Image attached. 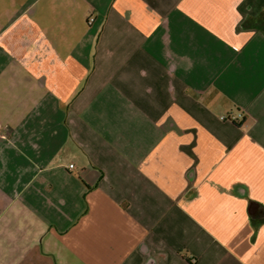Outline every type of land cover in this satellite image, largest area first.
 <instances>
[{"label":"crops","instance_id":"obj_1","mask_svg":"<svg viewBox=\"0 0 264 264\" xmlns=\"http://www.w3.org/2000/svg\"><path fill=\"white\" fill-rule=\"evenodd\" d=\"M0 3V264H264V0Z\"/></svg>","mask_w":264,"mask_h":264},{"label":"rangeland","instance_id":"obj_2","mask_svg":"<svg viewBox=\"0 0 264 264\" xmlns=\"http://www.w3.org/2000/svg\"><path fill=\"white\" fill-rule=\"evenodd\" d=\"M0 2H2V0H0ZM2 10V3H0V11Z\"/></svg>","mask_w":264,"mask_h":264},{"label":"built area","instance_id":"obj_3","mask_svg":"<svg viewBox=\"0 0 264 264\" xmlns=\"http://www.w3.org/2000/svg\"><path fill=\"white\" fill-rule=\"evenodd\" d=\"M225 117H222V119H224ZM72 167V166H71Z\"/></svg>","mask_w":264,"mask_h":264}]
</instances>
